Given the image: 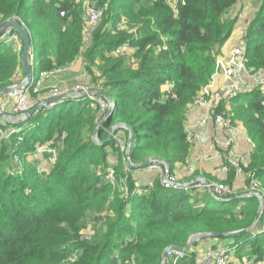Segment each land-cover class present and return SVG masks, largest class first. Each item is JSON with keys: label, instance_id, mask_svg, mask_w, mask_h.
<instances>
[{"label": "trees", "instance_id": "16d2710c", "mask_svg": "<svg viewBox=\"0 0 264 264\" xmlns=\"http://www.w3.org/2000/svg\"><path fill=\"white\" fill-rule=\"evenodd\" d=\"M124 1L98 0L104 20L85 49L83 24L68 0H0V25L16 18L30 33L35 72L82 55L89 72L100 61L104 79L102 94L63 100L16 126L0 122V264H161L169 245L185 246L193 234L241 230L254 221L256 197L213 205L205 188L139 180L136 173L147 167L127 170L125 158L124 123L132 128L131 162L160 158L171 175L176 165L187 164V107L215 72L218 49L236 21L228 12L239 0ZM127 42L131 55L113 54ZM21 50L0 39V88L21 79ZM245 58L249 69L264 71V5L246 27ZM99 97L107 103L103 108ZM233 101L232 119L242 122L255 144L250 171L264 189V95L253 89ZM100 121L96 143L90 135ZM44 142L47 148L62 145L51 172H39L37 162L11 164L13 155H30ZM109 152L116 155L112 161ZM110 163L120 185L113 214L94 227L96 239L86 241L81 222L95 219L92 210L114 193L104 179ZM217 238L248 246L251 257L264 259V231Z\"/></svg>", "mask_w": 264, "mask_h": 264}, {"label": "built area", "instance_id": "2783aa9c", "mask_svg": "<svg viewBox=\"0 0 264 264\" xmlns=\"http://www.w3.org/2000/svg\"><path fill=\"white\" fill-rule=\"evenodd\" d=\"M85 15L89 23H97L104 14V8L94 5V2H87L84 6ZM64 15V12L61 13ZM4 39L14 44L17 51L22 48V41L20 36L16 32H11L5 35ZM128 50L127 44H121L113 50V54H121ZM32 56V50H31ZM33 62V61H32ZM216 73H221L226 80L224 91L221 94H217L212 90L213 77ZM47 76V72L42 71L37 73L33 70L31 74V82L25 88L16 90L12 95L16 102L14 104V110L16 112H24L28 109V98L31 93H38L40 90V82ZM253 89H258L264 95V71L252 70L246 65L245 58V32L242 31L239 36L238 43L231 49L226 58H217L215 60V72L212 75L211 80L205 86H203L197 93L192 105L202 106L211 111L214 124L224 132L225 139L223 142L215 141L227 151V159L225 164L222 165L223 172H234L237 175H246L247 187L242 194H236L234 189L226 183L214 182V181H199L194 182L191 185L185 184L183 187L188 189L191 186L205 188L208 192L214 195L216 200L225 201L232 197H256L258 200V207L261 206V214L258 219V228L256 231H264V189L260 187L258 180L254 173L250 170H246L247 162L238 148V138L243 134L241 128L232 119L231 105L234 103V99L246 92ZM66 91H59L54 89L51 91L52 97H58L66 94ZM97 103L103 108L107 103L101 99H97ZM264 104V102H263ZM186 139L190 146H192L197 140V134L192 129H186ZM247 143L254 148L255 144L250 138L248 133L244 134ZM154 167L161 170L162 178L160 182L165 187H176L172 181H175L174 173L171 175L168 166L161 164H155L147 168ZM166 168L169 169V176L164 181V174ZM106 179L113 182V171L109 170L106 174ZM139 181H135V186H139ZM249 195V196H248ZM260 220L262 222L260 223ZM202 238L210 240V244L204 248L201 253L198 250L195 251L194 243L189 249L169 248L164 252L161 263L163 264H229L233 261L236 253L237 246L225 241H220L217 236L206 235ZM201 240V238L199 239ZM242 264H264V259H257L251 256L243 257Z\"/></svg>", "mask_w": 264, "mask_h": 264}, {"label": "rangeland", "instance_id": "374dc122", "mask_svg": "<svg viewBox=\"0 0 264 264\" xmlns=\"http://www.w3.org/2000/svg\"><path fill=\"white\" fill-rule=\"evenodd\" d=\"M66 1V0H64ZM94 2L95 6L101 7L98 0H92ZM68 2L71 5L72 11L78 15L77 17H79V19L81 20L82 24H83V42L82 44L84 45V48L86 49L90 42H91V35L93 34V32H95L97 26L103 22L104 18V14L101 17V19L93 24V23H89L86 15H85V9L84 6L87 4V2H91V0H68ZM120 4L125 5L128 1H124V0H119ZM264 5V0H239L237 2L236 5H234L228 12V17L230 18H237V20H241L242 24L244 25L245 29H243V31L245 32L246 27L248 25V23L250 22V20L252 19L253 15L255 13H257L260 9V7ZM104 7V5H102ZM123 7V6H122ZM119 15L123 16V8H121L119 10ZM110 26V25H108ZM125 30H131V31H135L136 29H130L129 26H124ZM50 40V39H49ZM3 41L9 43L6 39L3 38ZM13 44V43H12ZM128 45V50L126 51V53L122 56L119 57H128L129 55L132 54V52L134 51V49L131 47V44L124 43ZM115 57V56H112ZM33 54L31 56V60L33 61ZM85 56L83 57L82 55H78L75 57V59L63 66H56V65H49L48 67H46L44 69L45 72H47V76L45 78H43L40 82V90L38 93H31L30 97L28 98V105H30L28 107L27 110L31 109L33 106H35L36 104H38L39 102H41L42 100H47V99H51L53 98L50 94L51 91L54 89H57L59 91H66V93H61L62 94H66V95H62L63 98L61 100H59L56 103L53 104H48L46 106H42L37 112H40L42 110H50V108H53L56 104H58L59 102L63 101V100H78V99H83L86 97H91V96H95L96 94L98 95L99 93L103 92L101 91V86L102 83L104 81V79L101 77V72L99 69L98 65L100 63V61H97V64H93V72H89V70H87V64H85ZM106 60H103V62ZM88 63V62H87ZM98 65V67H97ZM99 99L103 100L102 97H99ZM104 101V100H103ZM16 102V99L9 94H5L2 95L0 97V107L2 109L3 112L8 113V114H12V115H20L24 112H16V110H14V104ZM234 105H231V109L234 108ZM264 118V117H263ZM4 124H10L9 126H16L18 124H12L6 121H2ZM25 122V121H24ZM26 126L29 127H34L33 124L27 123L25 124ZM100 128V127H99ZM99 128L97 130V133L95 136H92V133L90 135V138L92 139V141L94 142H98L99 138H98V133H99ZM11 133L13 132V129L11 127L10 129ZM94 131V130H93ZM113 135V134H112ZM62 139L65 137V133H62L61 135ZM121 143V141H119ZM37 147L33 150V152L30 155L23 156V154H21V156H16L13 155L11 158V164L13 165V162H16L19 166H24L23 161H26L30 164H33L35 162L36 163V167L38 168L39 172H44L46 174H48L49 172H51L53 170V167L56 165L55 164V160L57 159L58 154L61 152V148L62 145L58 144L56 147H51V148H47L46 145H48V143H37L36 144ZM42 145L44 147H42ZM41 148H47V153L45 155H42L41 152ZM252 151L251 153L253 152ZM109 160L112 161L115 159L116 155L112 152H109ZM251 153L248 155L247 158V165H246V170H250V159H251ZM37 161H34L33 159H36ZM246 159V157H245ZM112 163H110L108 169L113 171V182H111L113 185V189H114V193L110 196L109 199H106L105 202L103 203V205L94 208V212H92V214H96L95 216H97L95 219L91 218V217H86L85 221H82V228H81V237L82 239L86 240V241H92L94 239H96L97 237V231L94 227H99L102 224H104L106 222V219H108L109 216H111L113 214V208L111 207L113 202L116 200V191H118V189H120V185L117 184L116 181V177L117 172L115 170V168L111 165ZM114 165V164H113ZM127 165V163H126ZM127 170L130 169L128 168V166H126ZM155 170V171H152ZM154 172H157V174L155 175ZM143 179H151V180H160L162 178V172L159 169H156L154 167H150L149 169H147L146 171H143L140 173ZM154 176H151V175ZM105 180L108 181V179H106V174L104 177ZM138 181V180H136ZM153 182V181H152ZM139 186H140V181L138 182ZM43 187L44 184L41 183L38 188ZM116 193V194H115ZM218 201L215 198H210V203L211 204H216ZM90 211H88L89 213ZM226 239H229L228 236H225ZM203 239V238H201ZM198 241H200L199 239L196 240L194 243H198ZM222 241V240H220ZM250 254V248L247 247H241V246H237L236 248V253L234 255V257H236L237 260V264H242V260H243V256H247Z\"/></svg>", "mask_w": 264, "mask_h": 264}, {"label": "crops", "instance_id": "0c3cea01", "mask_svg": "<svg viewBox=\"0 0 264 264\" xmlns=\"http://www.w3.org/2000/svg\"><path fill=\"white\" fill-rule=\"evenodd\" d=\"M243 29H245V27L242 24V21L237 20L236 18L231 34L218 49L217 58H226L228 56L231 49L238 43L239 36ZM225 85L226 80L222 74L216 73L213 77V85L211 87L212 90L217 94H221L224 91ZM235 121L243 132V134H241L238 138L239 145L237 150L242 153L244 157H246L245 161L247 162V158L252 151V147L245 139L244 134H246L247 131L242 122L239 120ZM185 128L194 130L197 134V140L189 147L187 164L182 166L176 165L174 167L175 181L190 185L199 181L223 182L231 186L237 195L242 194L247 187L248 180L246 175H237L232 171L226 173L221 169L227 159V151L218 144H215V141L220 143L223 142L225 134L214 124L211 111L202 106L189 104L185 115ZM147 169L149 168L136 173L139 180H141L140 177L142 176L140 173L146 171ZM154 173L155 175L157 174V172ZM151 176L154 175L152 174ZM142 181L152 182L153 180L149 178H142ZM229 241L231 240H226L225 242ZM209 244L210 240L204 238L194 245V249L195 251L198 250V253H201ZM247 256L251 255L249 254ZM231 264H237L236 257H234Z\"/></svg>", "mask_w": 264, "mask_h": 264}, {"label": "water", "instance_id": "95a60500", "mask_svg": "<svg viewBox=\"0 0 264 264\" xmlns=\"http://www.w3.org/2000/svg\"><path fill=\"white\" fill-rule=\"evenodd\" d=\"M11 32H16L20 36V39L22 41L21 79L18 82H15L13 84H10L8 86L0 88V97L2 95H5V94H13L16 90L21 89V88H25L26 86H28L31 82V74L34 70L33 62L31 60V36H30L29 31L19 20H17L16 18H10V19L6 20L2 25H0V39H3L5 37V35H7ZM100 94H102V92ZM106 97H107V99H109L108 96H106ZM62 98H63V96H58L56 98L53 97L51 99H47L44 101L42 100L41 102H39L38 104L33 106L31 109L27 110L26 112H24L18 116L3 112L1 107H0V122L6 121V122H9L12 124L22 123V122L26 121L28 118H30L32 115H34L42 106H46L48 104L56 103L59 100H61ZM101 123L102 122L100 121L97 124V126L95 127V129L92 133V136L96 135L97 130L100 127ZM123 126L129 130V138L127 140V148H126V153H125V158H126V163H127L128 168L135 169V168H140V167H149V166H152L155 164H161L163 166H167V164L163 160H161L160 158H146L144 161H142L138 164L131 162V159L129 156V146H130V143L132 141V128L126 123H124ZM114 128H115V126H113L111 128V130L109 132V136H111ZM168 176H169V169L166 168L163 180L166 181L167 180L166 178ZM172 183L174 186H176L178 188L183 187V185H185L184 183H179L177 181H172ZM211 195L213 196V198H215L213 194H211ZM243 197H247V196H240L239 198H243ZM260 214H261V206L258 207L256 216H255L252 224L249 227L241 229V230H236V231H231V232H223V233H196V234H193L190 236V238L188 239L185 246L174 245V244L167 246L162 252V257L164 255V252L167 249H169V248H179V249H185V250L189 249L196 240H198V239H200L206 235L236 236V235H239V234L244 233V232L256 231L258 228L257 222H258V219L260 217ZM161 264H163V263H161Z\"/></svg>", "mask_w": 264, "mask_h": 264}]
</instances>
